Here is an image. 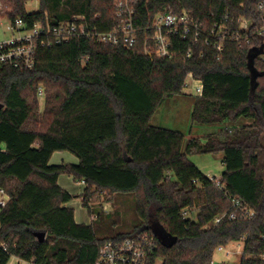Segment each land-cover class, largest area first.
<instances>
[{"label":"trees","instance_id":"obj_1","mask_svg":"<svg viewBox=\"0 0 264 264\" xmlns=\"http://www.w3.org/2000/svg\"><path fill=\"white\" fill-rule=\"evenodd\" d=\"M0 0L4 19L28 27L84 16L89 28L116 25V0ZM264 0H134L139 31L133 49L86 39L39 49L32 70L0 75V186L10 197L0 215V264L13 257L37 264H94L109 241L142 235L154 239L152 262L212 264L220 247L244 241L240 264H264ZM189 14L204 29L198 44L174 41L175 58H150L143 42L158 14ZM228 17L236 31L251 23L250 44L226 42L219 52L207 38ZM264 29V28H263ZM191 54L188 58L187 55ZM204 83L191 113L193 125H219L217 133L186 140L184 134L152 125L168 99L183 95L188 75ZM44 97H39V89ZM44 99L41 109L40 100ZM244 121V123H243ZM67 152L78 165H51ZM222 155V189L190 157ZM85 183L81 196L61 188L59 178ZM134 195L138 224L130 233L101 238L94 221L78 224L68 205L82 198L91 218L97 196ZM100 196V197H102ZM255 214H230L232 200ZM198 211L197 220L184 215ZM237 212V211H236ZM92 219V220H93ZM97 218H95V221ZM46 232L41 243L35 237ZM7 243V251L1 247Z\"/></svg>","mask_w":264,"mask_h":264},{"label":"built area","instance_id":"obj_2","mask_svg":"<svg viewBox=\"0 0 264 264\" xmlns=\"http://www.w3.org/2000/svg\"><path fill=\"white\" fill-rule=\"evenodd\" d=\"M260 9L264 11L263 3L260 5ZM134 16V0H116V25L110 31L103 33L99 32L97 28H89L84 16H73L62 22L54 23L45 14L44 18L31 27H28L23 19L9 21L6 31L10 34V37L0 40V75L6 69L32 70L36 66L39 49H52L69 44L76 39H86L104 45L133 49L138 44L139 37V31L134 23ZM228 23V17H223L220 22H217L208 35L207 44H212L219 52H222L224 44L229 41L237 44L251 43L248 33L252 25L247 19L241 18L238 21L236 31L228 28ZM263 28L258 34H263ZM151 31L152 34L147 35L143 42L144 54L150 58L161 57L173 60L175 58V40L198 44L204 37L202 25L186 12L182 15L173 13L156 15L153 19ZM190 56L191 54L187 55L188 58ZM204 89V83L201 80L196 79L193 74L188 75L184 91H190V96L193 98H201ZM39 97H44L42 88L39 89ZM215 183L222 189L221 179H217ZM83 184L85 185L84 182ZM9 201V195L0 186V215ZM232 203L237 212L234 211L217 217L214 221L215 225L220 224L226 217L229 220L237 219L238 212L249 220L255 217V214L243 208L238 200L233 199ZM189 214V210L184 212L187 217H189ZM1 247L4 251H7L8 245L2 243ZM153 248L154 239L149 235L128 238L123 241H109L100 248L98 258L94 264H162L159 260L152 262L151 251ZM225 249V247H220L217 251L223 252ZM14 258L18 261V264H37L35 261ZM261 258L264 260V255Z\"/></svg>","mask_w":264,"mask_h":264},{"label":"rangeland","instance_id":"obj_3","mask_svg":"<svg viewBox=\"0 0 264 264\" xmlns=\"http://www.w3.org/2000/svg\"><path fill=\"white\" fill-rule=\"evenodd\" d=\"M40 8V0H31L27 6L28 13H36ZM9 25V20H6L0 14V40L9 38L10 34L6 31ZM195 100L190 96V91H184L183 95L168 99L165 104L157 111L152 125L155 127L178 131L184 134L186 140L197 137H205L217 133L220 129L219 125H193L191 122V113L194 108ZM41 109L44 108V99L40 100ZM244 123V121H243ZM60 158H74L70 153L64 152ZM222 155H198L190 157L191 162L196 165L207 177L213 179H221L225 171L222 164ZM57 162L53 161V165ZM73 192L75 195L81 196L84 187L82 184H74ZM99 194V203L91 202V207L103 212L100 217L91 218L87 210L82 206V198L75 199L69 204V207L75 210L76 219L82 223L94 221V226L97 230V235L105 238L111 235L130 233L138 224L136 215V200L134 195L119 194L115 199L110 200L107 195ZM198 211L190 213V219L197 220ZM91 219V220H90ZM93 219V220H92ZM244 250V241L232 243L226 247L223 252L217 251L213 258L212 264H239ZM9 264H18V261L13 257Z\"/></svg>","mask_w":264,"mask_h":264},{"label":"crops","instance_id":"obj_4","mask_svg":"<svg viewBox=\"0 0 264 264\" xmlns=\"http://www.w3.org/2000/svg\"><path fill=\"white\" fill-rule=\"evenodd\" d=\"M196 99V98H194ZM200 138H204V137H200ZM64 152H57L53 155L52 159H51V165H53V161L56 160V164L55 165H78L79 164V160L74 157V158H68V157H65V158H60L61 155H64L63 154ZM223 164V163H222ZM224 166V165H223ZM200 170V169H199ZM201 171V170H200ZM202 172V171H201ZM203 173V172H202ZM204 174V173H203ZM205 175V174H204ZM223 175V174H222ZM74 184H76V182L73 180L72 177H69L67 175H62L60 178H59V185L61 186L62 189H64L65 191H67L69 194L73 195V196H79V195H75V193L72 191L73 188H74ZM77 184H82L83 185V189H85V185L83 183H77ZM69 206V205H68ZM75 218H76V215H75ZM91 220V219H90ZM76 222L78 224H86V225H90L91 224V221L89 223H82V222H79L77 219H76Z\"/></svg>","mask_w":264,"mask_h":264},{"label":"water","instance_id":"obj_5","mask_svg":"<svg viewBox=\"0 0 264 264\" xmlns=\"http://www.w3.org/2000/svg\"><path fill=\"white\" fill-rule=\"evenodd\" d=\"M46 232H38L35 234V237L38 239L39 242L43 243L46 240Z\"/></svg>","mask_w":264,"mask_h":264}]
</instances>
